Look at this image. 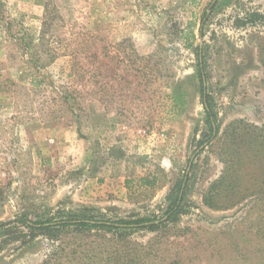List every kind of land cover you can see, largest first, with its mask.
Here are the masks:
<instances>
[{"label": "rangeland", "instance_id": "rangeland-1", "mask_svg": "<svg viewBox=\"0 0 264 264\" xmlns=\"http://www.w3.org/2000/svg\"><path fill=\"white\" fill-rule=\"evenodd\" d=\"M254 11L264 14V0H1L0 223L59 211L163 216L188 174L185 212L159 231H129L128 257L262 262L264 204L203 203L225 169L226 128L264 127V23H238ZM201 60L220 125L211 146L200 145L209 133ZM240 133L237 142L250 138ZM92 233L49 239L0 227V264H98L117 243Z\"/></svg>", "mask_w": 264, "mask_h": 264}, {"label": "trees", "instance_id": "trees-1", "mask_svg": "<svg viewBox=\"0 0 264 264\" xmlns=\"http://www.w3.org/2000/svg\"><path fill=\"white\" fill-rule=\"evenodd\" d=\"M215 6L216 3L211 4V10H214ZM257 22L264 23V14L254 11L250 12L246 18L240 19L238 23L245 26ZM197 49V54L200 58L202 56V48L198 45ZM203 69L201 60L199 61L201 95L207 115L206 123L209 133L206 138L200 141V145L208 144L211 146L215 141L219 140L220 125L217 123L216 114L209 100ZM242 131H247L246 134H250V138L237 142L236 137L241 136L240 132ZM225 133L231 140L225 143L223 147L224 152L222 155L226 164L225 169L222 175L213 181L203 194V203L213 210H227L234 208L249 197H256L260 201L258 205L264 204V127L261 128L260 126L246 123L245 120H236L226 128ZM243 144L245 145L243 146ZM189 179L190 177L186 174L174 184L167 196L169 205L163 216L114 220L96 216L92 213V210H88L85 213L59 211L54 216L43 220L18 216L14 220L1 222L0 227H5L9 224H21L28 229L29 235L35 236L38 233H42L49 239H57L63 234H70L75 238H80V236L85 234H93L92 231H95L94 235L98 232H103L105 235L107 232H113V240L117 243L116 252L110 253L107 259L98 262V264H136L132 261L134 258L128 257L126 248L123 245V241L130 234L129 231L140 229L159 231L168 224L176 222L179 215L185 212V188ZM140 182L144 185L152 186L155 181L142 177ZM259 231L262 232L263 229L259 228ZM104 234L100 235L104 237ZM76 251L77 248H72L69 255L76 253ZM63 252L65 251L63 250ZM98 260L103 259L100 258ZM92 261L95 260L93 259ZM50 263V261L47 262V264ZM258 264H264V260Z\"/></svg>", "mask_w": 264, "mask_h": 264}]
</instances>
